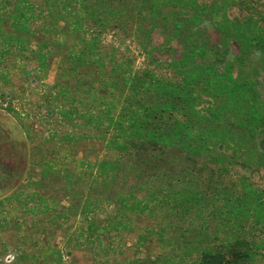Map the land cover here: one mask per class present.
I'll return each mask as SVG.
<instances>
[{"label": "rangeland", "instance_id": "obj_1", "mask_svg": "<svg viewBox=\"0 0 264 264\" xmlns=\"http://www.w3.org/2000/svg\"><path fill=\"white\" fill-rule=\"evenodd\" d=\"M31 1L39 13L31 34L40 39L0 58V264H199L197 254L183 257L151 233L162 223L158 214L114 204L122 192L130 195L137 177L125 171L106 183L96 164L118 153L96 127L73 125L63 112L98 113V95L121 99L122 82L101 81L108 80L100 71L112 60L190 84L199 98L176 117L221 126L228 143L243 144L233 158L223 147L232 162L221 172L208 161L193 173L211 188L232 190L245 181L264 192V0ZM105 4L112 9L101 14ZM10 6L6 0L4 14ZM2 24L13 31L11 21ZM91 38L97 57L79 73L70 70L71 46L84 48ZM40 46L53 52L45 70L33 51ZM230 77L243 86L239 98L225 94L221 81ZM252 109L255 127L247 120ZM142 159L132 158L137 165ZM166 160L170 170L187 165L179 151ZM217 227L213 222L214 239ZM236 234L260 245L257 259L246 264H264V224L245 222Z\"/></svg>", "mask_w": 264, "mask_h": 264}, {"label": "trees", "instance_id": "obj_2", "mask_svg": "<svg viewBox=\"0 0 264 264\" xmlns=\"http://www.w3.org/2000/svg\"><path fill=\"white\" fill-rule=\"evenodd\" d=\"M5 1L0 0V58L17 50L26 52L32 37L40 39L36 38V33L31 34L30 24L39 16L34 3L31 0H10L11 6L4 14L2 6L5 7ZM49 7L53 6L50 4ZM110 9L112 6L105 4L100 8L101 14H107ZM87 14L94 16V11ZM6 21H11L12 32L3 26ZM86 41L84 48L79 50L77 46H71L68 53L70 59H75L70 70L76 73L89 66L91 59L98 55L95 53L96 38ZM33 51L38 57L39 67L47 69L53 52L42 46ZM100 72L108 77L106 81L101 80L104 85H114L116 81L123 83L121 99L98 95L101 106L98 113L72 108L63 112V116L73 125L79 123L89 129L96 127L101 133L98 137L118 153L114 160L96 164L97 173L106 183L113 185L111 182H116L125 171L137 177L130 185V195L122 192L114 204L122 209L158 214L162 223L152 228L151 233L176 247L183 257L197 254L199 264H246L255 261L260 245L237 236L236 231L245 222L264 224V192L245 181L234 184L232 190L225 184L211 188L204 185L203 177L193 173L197 163L208 161H213L219 167L217 172H221L238 155L243 144L240 141L234 146L228 143L227 130L221 126L176 117V111L195 105L193 100L199 98L200 92L194 86L190 88V84L184 87L167 82L152 72L135 71L113 60ZM225 81H221L225 94L239 98L243 86L232 77ZM248 114L250 126L255 127L258 113L252 109ZM231 130V136H235L237 132L234 128ZM223 147L233 150L232 158ZM175 151L182 152L187 159V165L180 170L168 169L166 158ZM135 157H144L140 161L143 164H134L132 158ZM137 189H141L144 195L138 196ZM213 222L218 224L216 239L211 232Z\"/></svg>", "mask_w": 264, "mask_h": 264}]
</instances>
